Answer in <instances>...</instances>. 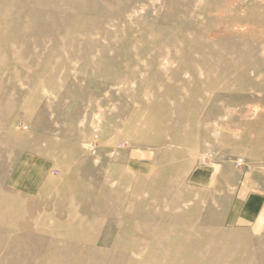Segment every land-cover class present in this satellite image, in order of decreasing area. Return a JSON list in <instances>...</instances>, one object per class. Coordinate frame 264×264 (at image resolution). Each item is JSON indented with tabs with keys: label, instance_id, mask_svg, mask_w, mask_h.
Wrapping results in <instances>:
<instances>
[{
	"label": "rangeland",
	"instance_id": "obj_1",
	"mask_svg": "<svg viewBox=\"0 0 264 264\" xmlns=\"http://www.w3.org/2000/svg\"><path fill=\"white\" fill-rule=\"evenodd\" d=\"M26 154L35 195L8 182ZM209 239L264 264V0H0V264Z\"/></svg>",
	"mask_w": 264,
	"mask_h": 264
},
{
	"label": "bare ground",
	"instance_id": "obj_2",
	"mask_svg": "<svg viewBox=\"0 0 264 264\" xmlns=\"http://www.w3.org/2000/svg\"><path fill=\"white\" fill-rule=\"evenodd\" d=\"M171 156H172V154H171ZM171 156L168 155V157H171ZM70 221L71 222H75V219L74 220L73 219H70ZM78 222H79V220H78ZM78 222H76V223L78 224ZM80 224H83V223L81 222ZM159 237H160V239L163 238V236H159ZM90 238H92V237H90ZM212 243L213 242L210 239L209 240H203V241H197V242H196V240H189L188 243L186 244V247H182L181 251H184V252L188 251L189 253H191L194 256V259H192V258L189 259V261L185 262V264H203L204 261H206L207 259H209V257L214 258L216 260V264H229L230 262H228V260H231V262H233L235 260V262L237 264H250V260L251 259L253 260V258L255 259L257 257L253 253H250V252H245V253H248V256L247 255L246 256H242V255L237 256L235 254L234 255H231L228 252H225L224 253V250H223L224 247H222V246H219V247L212 246ZM168 247H170V245H168ZM149 249L152 252H154V250L156 248H154V247L151 246V248H149ZM181 251L179 249L178 250H173L171 248L170 249H163L162 251L160 250L161 253L160 254L158 253L159 254L158 256L160 257V259L158 258V256H156V259H159V261L158 262L155 261V262H157L156 264H164L165 259L167 257H169V256L170 257L179 256L180 253H181ZM129 252H130V248L129 249H126L125 253L129 254ZM147 252H148V249H147ZM152 252H150V253H152ZM146 257H148V256H146ZM154 257H155V255H154ZM259 259L260 258H258V260Z\"/></svg>",
	"mask_w": 264,
	"mask_h": 264
},
{
	"label": "crops",
	"instance_id": "obj_3",
	"mask_svg": "<svg viewBox=\"0 0 264 264\" xmlns=\"http://www.w3.org/2000/svg\"><path fill=\"white\" fill-rule=\"evenodd\" d=\"M14 167L15 168L8 176V182L14 190L21 194H38L44 188L45 184L50 182L48 175L49 166H47L46 161L37 155L26 154ZM251 200L252 199H250V204L252 202ZM249 211L251 213L247 215H252L253 209L251 206ZM230 217L236 218V215L233 213Z\"/></svg>",
	"mask_w": 264,
	"mask_h": 264
}]
</instances>
